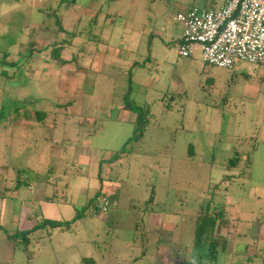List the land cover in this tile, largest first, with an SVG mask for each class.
<instances>
[{
  "label": "rangeland",
  "instance_id": "obj_1",
  "mask_svg": "<svg viewBox=\"0 0 264 264\" xmlns=\"http://www.w3.org/2000/svg\"><path fill=\"white\" fill-rule=\"evenodd\" d=\"M60 1L0 0V109L48 112L43 126L21 113L0 130L2 224L6 209L19 218L0 229V264H264V63L229 70L179 54L177 14L224 0ZM55 41L66 64L53 58ZM130 87L134 103L151 107L150 123L103 167L109 210L38 230L27 251L9 240L44 219H74L83 185L95 196L101 183L75 154L109 159L124 149L134 133L120 120ZM238 153L251 155L243 174L227 167ZM19 178L31 186L16 190ZM212 198L231 219L215 263L194 247Z\"/></svg>",
  "mask_w": 264,
  "mask_h": 264
},
{
  "label": "trees",
  "instance_id": "obj_2",
  "mask_svg": "<svg viewBox=\"0 0 264 264\" xmlns=\"http://www.w3.org/2000/svg\"><path fill=\"white\" fill-rule=\"evenodd\" d=\"M67 0H61L59 3V8L62 5H66ZM207 9V8H206ZM97 18V17H96ZM57 25L59 26L60 31H64L63 27L61 25V21L58 18ZM64 43V42H63ZM55 48H53V58L57 62H62L63 64H66L67 61L62 59L61 51L58 52V49H62L64 45L57 48L58 42L55 41L53 45ZM35 48V46H33ZM8 53H6L4 57V64H14L13 62H10L7 60ZM234 70V69H233ZM132 84V81L130 80V86ZM131 88L129 91L125 94V104L124 109L130 112H133L136 115V120L134 124V133L133 136L128 140L126 143L124 149L121 152L116 153L111 158L106 159L102 158L100 160L99 164V179H100V187L98 188L95 196L93 198H89L87 201V204L82 207L80 211L77 212V215L74 219L71 221H58V220H48L44 219L41 223H39L35 228L25 230V231H18L16 234L9 236L8 239L14 241L16 244L23 245L25 247V250H28V246L30 245V236L33 235L36 231L44 228H52V229H68L71 224L76 223L77 220L81 219L84 215H87L88 213H96L101 214L102 212L99 209V203L101 202L102 197H107L110 200V197L107 196V192L104 189V183H103V167L105 165L111 166L114 162L118 161L120 158H122V154L126 153L125 149L127 146H129L131 143H138L142 140L144 137L145 131L147 126L150 123V115H151V107L148 105L146 107H142L140 105H137L134 103L131 98ZM72 103H69L68 105H71ZM66 105H61V107L65 108ZM21 113L25 117L24 119L28 121H34L38 125H45L46 119L48 118V112L44 110H29L26 108H21L18 105L11 107V108H1L0 109V130L3 127V125H8V123L16 127L20 121V115ZM245 160V164L242 165V161ZM251 155L247 154L243 156L242 154L238 153V156L230 159L229 164L227 165L228 168H243V172H245L246 168H249L251 166ZM249 164V165H248ZM19 177H21V174L25 175L28 172L26 170H21ZM240 175V174H239ZM238 175V177H239ZM232 177V176H228ZM22 184H25L27 186H31L27 180L20 181L17 183L16 190H19L22 186ZM152 201V199H150ZM214 199L212 198L207 205V209H200L199 210V216L197 221V229L195 233V241H194V247L197 249V255L199 260L202 262L204 259H209L212 263H215L218 259V256L220 252H226L228 244H229V238L226 235V232L230 229L231 219L228 216V211L226 208L218 207L212 209V203ZM110 202V201H109ZM111 205V203H110ZM110 208V207H109ZM0 229L4 230L2 225H0ZM83 263H89V264H95V261L93 259L84 258Z\"/></svg>",
  "mask_w": 264,
  "mask_h": 264
},
{
  "label": "built area",
  "instance_id": "obj_3",
  "mask_svg": "<svg viewBox=\"0 0 264 264\" xmlns=\"http://www.w3.org/2000/svg\"><path fill=\"white\" fill-rule=\"evenodd\" d=\"M176 20L183 26L179 54L184 58L198 52L204 63L229 70L242 62L264 63V0H225L217 10L193 6ZM109 207L102 197L100 211Z\"/></svg>",
  "mask_w": 264,
  "mask_h": 264
},
{
  "label": "crops",
  "instance_id": "obj_4",
  "mask_svg": "<svg viewBox=\"0 0 264 264\" xmlns=\"http://www.w3.org/2000/svg\"><path fill=\"white\" fill-rule=\"evenodd\" d=\"M224 3H225V0L222 3V5ZM96 17H98V14L97 13H96ZM181 37H180L179 41L181 40ZM121 112H122L121 113V117H120L121 123L129 122V123H132V125L134 126L135 120H136V115L133 112H130V111L125 110L124 109V106H123ZM64 115L66 116V114H64ZM85 144L87 146H89V148L91 147L90 141L86 142ZM75 155H76L75 158L79 157V161H78V159H76V160L74 159V161H76V163L79 162V164H81L83 166H88L90 168V170H91L90 171V174H91L90 177H91V179L100 181V179H99V164H100V160L102 158L99 157L98 155H95L93 152H85L84 153V151H83L81 153L79 151ZM81 191L83 192V195H84V203H82V205L85 206L87 204L88 199H89V190H87V188L84 187V185H83V187L81 188ZM15 193H17V192H15ZM44 199L48 203H51V204L54 203V201L52 199H50L49 197H46ZM1 203L3 205L4 201L1 200ZM1 210H2L1 211V214H2L4 212V210H3V208H1ZM6 211H9L11 213V217L10 218H6V220H4V224H2V216L3 215H0V225H2V226H6L8 224V219H10L13 222V215L16 216L15 215L16 214L15 213V209H13V208H10L8 210L6 209ZM14 224L17 225V226L19 225V218H18V216H16V220H14Z\"/></svg>",
  "mask_w": 264,
  "mask_h": 264
}]
</instances>
